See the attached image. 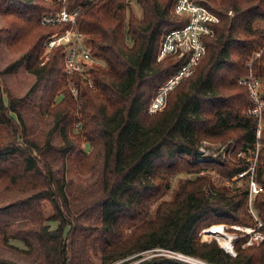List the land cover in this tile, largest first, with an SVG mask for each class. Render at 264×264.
Here are the masks:
<instances>
[{"label": "trees", "instance_id": "trees-1", "mask_svg": "<svg viewBox=\"0 0 264 264\" xmlns=\"http://www.w3.org/2000/svg\"><path fill=\"white\" fill-rule=\"evenodd\" d=\"M129 1L0 0L4 14L24 23V27L12 23L14 35L33 27L44 31L14 65L34 75L32 89L41 87L38 111L53 122L47 134L36 133L25 118L33 113L28 95L4 99L0 83V126L11 132V139L0 145V180L31 191L0 207V242L22 241L27 251L37 252L39 264H91L83 236L91 239L101 264H191L162 254L141 256L155 248L207 264H264V239L256 253L240 247L247 236L237 240L235 256L215 240H197L200 230L214 223L253 227L264 234V107L257 136L259 118L247 113L255 104L247 88L237 82L252 73L263 81L264 100V30L254 27L255 21H264V0L215 2L219 22L202 38L204 56L193 74L167 94L165 108L154 114L148 112L151 99L181 65L172 57L158 60L161 38L184 21L171 12L175 0H136L141 20L127 16ZM64 6L71 12L79 10L75 24L41 22L44 14ZM229 10L232 16L227 15ZM71 29L85 37L86 49L104 65L89 68L91 85L88 79L65 72L64 46L48 51L45 62L40 58L47 35ZM257 51L259 56L252 57ZM234 89L239 92L230 93ZM228 133H237V151L259 145L253 173L237 179L243 187L234 190L217 187L200 173L215 169L231 181L248 170L250 162L198 160L202 139H222ZM80 139L92 147V157L81 150ZM56 162L61 173L53 168ZM98 162L99 196L72 211L64 172L72 167L91 170ZM180 173L197 175L178 181L171 199L162 200ZM251 178L260 188L252 195L256 220L248 212ZM45 201L53 210L47 219L58 221L55 229L45 224L41 206ZM88 215H93L94 226L84 233L79 219ZM208 230L203 232L205 238L212 235ZM0 264L17 263L0 256Z\"/></svg>", "mask_w": 264, "mask_h": 264}, {"label": "rangeland", "instance_id": "rangeland-1", "mask_svg": "<svg viewBox=\"0 0 264 264\" xmlns=\"http://www.w3.org/2000/svg\"><path fill=\"white\" fill-rule=\"evenodd\" d=\"M208 1L213 7L216 8L215 2H217L218 0H214V1L208 0ZM126 14L127 16L132 15L138 20L142 19V9L138 5L136 0L129 1V6L127 8ZM12 23L18 27L20 26L24 27L23 22L21 21L17 22L12 16L4 14L0 9V83L3 87L4 99L6 98V96L22 98L25 95H28L29 103L31 106L30 108L33 109L32 110L33 113L31 114L27 113L25 118L28 124L31 126V128L34 131H36V133H38L39 135H45L51 130L53 126V122L51 117L42 115L38 111V98L41 95V91L39 88L41 87L37 86L33 90L32 87L35 83L34 75L27 72L22 65H14L20 59V57L27 52V50L35 41L36 36L42 34V32L44 31L39 30L38 27L35 28L33 27L32 30H30L29 28L21 29L14 35V32H10ZM254 27L264 30V21H259V20L255 21ZM255 53L252 55V57L256 56ZM48 57H49L48 51H43V53L40 56L43 62H45L48 59ZM89 59L90 60L87 63V66L89 67L93 65L104 66L99 61V59L92 56V54H90ZM251 61L247 62V66H249V63H251ZM7 69L8 71L6 72L5 70ZM258 81H259L258 91L261 94L263 90V81L260 79H258ZM237 82L238 84H240L239 81ZM234 92L238 93L239 91L237 89H234L230 93H234ZM61 99H62V95L57 96L55 99V103L58 104ZM244 113H246V110L244 111ZM262 123L263 120H261L260 118L258 124L259 128L261 127ZM236 136L237 133H228V135L222 139L219 138L202 139L198 145V156H199L198 160H211L215 162H221L224 160L231 161L234 158H239V159L249 160L250 162L253 163L256 160L259 145L255 146V150L249 149L247 151H237L235 150ZM10 139H11L10 128L6 126H0V145L6 143ZM53 140H54L53 142L56 143L57 139L53 137ZM79 142H80L79 146L81 150H83L89 155L93 154L92 147L88 143H86L84 139H80ZM92 156L93 155H91V157ZM93 166L96 167H94L91 170H87V168L82 169L78 167L77 168L72 167L70 168V171L68 170L66 173L64 172L65 174L64 176L67 182L66 193L68 195V199L71 204L72 211H76L78 210L79 207H83L89 202L96 200L100 194L99 177H100L101 163L98 162L96 165ZM53 168L59 173H61L62 171V166L60 162H56L55 165L53 164ZM200 174H204L205 176H207L209 181L212 182L217 187L227 186L230 190H234L238 187H243L244 182H242V180L237 181L234 179L231 181H227L223 179V177L215 169L214 170L207 169L202 171ZM196 175L197 174L194 173L178 174L174 178V181L172 182V187H171L172 189H170L166 193V195L162 198V200L171 199L173 192L172 190H174L176 183L178 181L187 178H194ZM30 194L31 191L27 192L25 190L10 185L6 186L3 183V181L0 180V207L10 204L19 199L25 198ZM253 198L254 196H252L251 198L249 197L248 199V212L256 220L257 217H255L250 212V209H253ZM41 206L45 219L52 216L53 210L49 202L47 201L42 202ZM92 216L93 215H88L86 217H82L79 219L80 227L85 229L82 230V232L89 233L90 231L87 230V227L94 226ZM23 223H24L23 221H18L17 225L21 226L23 225ZM45 224L48 225L50 229H55L58 226V221H51L47 219L45 221ZM216 225L223 226L226 233L231 236L232 256L236 255V252L234 250V243L239 239H243L245 236H247V238L242 243H240V247L243 249L245 248L248 253L259 252L256 247L258 246L260 241L264 239L263 232L253 227H247L243 225H228L225 223H214L208 227L201 229L197 235V240L199 242H210L211 240H215V242L222 248L218 240L219 236L216 234L215 231ZM260 225L262 224L259 223L258 226ZM209 228L210 230H208ZM206 230H208V234L213 233L216 236L211 235L210 237L205 238L203 236V232H205ZM83 238L87 239L88 241H85V239H83V241H85L84 244L80 240L79 241L80 243L78 245H81V248H83V244H84V246L86 247L85 251H87V255H85V257L87 258L88 262H90L91 264H101V261L99 259V254L93 249H91V239L84 236ZM27 250L28 249L26 245L18 239H9L7 241V244L0 242L1 257L16 262L17 264H39L37 252L36 251L30 252ZM155 254H162L168 257L181 259L191 264H207L205 261L198 259L196 257L187 256L178 252L167 251L161 248L148 250L146 252H143L141 256L148 258ZM134 262L135 261H126V262L119 261L116 262L115 264H132Z\"/></svg>", "mask_w": 264, "mask_h": 264}, {"label": "built area", "instance_id": "built-area-1", "mask_svg": "<svg viewBox=\"0 0 264 264\" xmlns=\"http://www.w3.org/2000/svg\"><path fill=\"white\" fill-rule=\"evenodd\" d=\"M63 3L66 4V0H63ZM78 11V9L72 12L68 11L64 6L56 13L44 14L41 22L47 26H56L63 23L75 24ZM171 12L173 16L183 20L184 23L181 27L170 29L164 33L161 38L157 58L158 60L167 57L179 59L181 60V65L175 74L159 87L156 95L151 99L148 106V112L151 114L161 111L165 106L167 94L181 79L193 74L199 61L205 54V45L202 38L211 34L213 32L212 25L219 22L217 11L208 0H175ZM227 15L232 16L233 12L230 10ZM83 39L84 36L77 32L76 29L55 32L46 36L43 47L45 51H50L53 48L64 46L65 72L69 75L76 74L86 78L88 79V84L91 85L92 82L88 74L90 67L87 66L90 60V53L84 46ZM259 54L260 52L255 53V57L259 56ZM239 83L248 89L250 98L255 104V107L247 110V113L260 119L264 101L261 99L258 91V79L254 75L249 74L240 79ZM72 91L76 94L75 90ZM259 133L260 128L258 126L257 136H259ZM246 161L250 162L249 160ZM255 161L253 163L250 162L248 170L237 174L231 180L240 179L248 172L252 174ZM259 190L260 188L251 178L250 197L259 192ZM250 212L254 215L252 209H250Z\"/></svg>", "mask_w": 264, "mask_h": 264}, {"label": "bare ground", "instance_id": "bare-ground-1", "mask_svg": "<svg viewBox=\"0 0 264 264\" xmlns=\"http://www.w3.org/2000/svg\"><path fill=\"white\" fill-rule=\"evenodd\" d=\"M212 227H210V228H212ZM210 228H209V230H210ZM215 231H216V234L219 236L218 240H219L220 245L226 249L227 248L231 249V236L226 233V231L224 230V227L220 226V225H216ZM212 235H215V234L212 233Z\"/></svg>", "mask_w": 264, "mask_h": 264}, {"label": "water", "instance_id": "water-1", "mask_svg": "<svg viewBox=\"0 0 264 264\" xmlns=\"http://www.w3.org/2000/svg\"><path fill=\"white\" fill-rule=\"evenodd\" d=\"M222 248H223L226 252L232 254V249H228V248L226 249V248H224L223 246H222Z\"/></svg>", "mask_w": 264, "mask_h": 264}]
</instances>
